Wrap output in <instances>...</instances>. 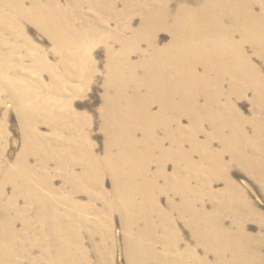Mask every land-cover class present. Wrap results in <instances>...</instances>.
Masks as SVG:
<instances>
[{
  "label": "bare ground",
  "instance_id": "obj_1",
  "mask_svg": "<svg viewBox=\"0 0 264 264\" xmlns=\"http://www.w3.org/2000/svg\"><path fill=\"white\" fill-rule=\"evenodd\" d=\"M0 92V264H264V0H0Z\"/></svg>",
  "mask_w": 264,
  "mask_h": 264
},
{
  "label": "rangeland",
  "instance_id": "obj_2",
  "mask_svg": "<svg viewBox=\"0 0 264 264\" xmlns=\"http://www.w3.org/2000/svg\"><path fill=\"white\" fill-rule=\"evenodd\" d=\"M27 27L26 31L27 34L39 45H41L46 51L49 52L51 49V43L50 40L41 32H38V29L35 28L36 26L32 24H26ZM164 37V36H162ZM94 56L96 59V62H98L99 65V74H97L94 79L92 85H90L89 90L81 97H77L74 99V106L75 109L78 112H85L88 113V115L92 119V136L93 140L98 144V146H101L103 144V134L99 130L100 126V117L98 110L102 103V95L104 93L103 91V65L105 63V49L103 46L98 45L94 50ZM51 61H54L53 57H50ZM27 63V62H26ZM0 100H1V108L0 111H6L7 112V127L9 131V144H8V158L9 160H12L13 157L19 152V150L22 147V132L21 128L19 127V119L17 116L16 111L13 109V105H11V99L10 96L7 93L0 92ZM8 96V97H7ZM249 98L248 95L246 98L241 99L238 101L240 110L244 113V115H249L250 113V105H249ZM10 99V100H9ZM94 120V121H93ZM185 123V122H184ZM42 131L47 132V129L45 127L41 128ZM216 148H219L217 144H215ZM226 160L228 161L229 158L227 157ZM231 171L233 178L241 184V186L248 192L251 200L257 205V207L264 213V195L262 194L261 190L259 189L258 185H256L255 181L248 175H246L244 172L240 171L239 169L236 170V168L232 169ZM169 171H171V167L169 168ZM107 184V188H108ZM217 187H222L221 184L216 185ZM8 192L10 190L8 189ZM164 206V205H162ZM114 234L117 241V249L115 253V264H126V261L124 259L125 256L122 250V244H121V226L119 220L115 218L114 220ZM180 226V224H179ZM182 226V225H181ZM182 231L185 233V238L187 241L192 243L193 241L189 239V231L185 227H181ZM251 232L257 231V226L252 224L248 225ZM194 244V242H193ZM201 255V252H199Z\"/></svg>",
  "mask_w": 264,
  "mask_h": 264
}]
</instances>
